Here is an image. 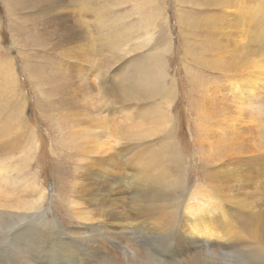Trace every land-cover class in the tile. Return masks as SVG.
<instances>
[{"label":"rangeland","instance_id":"obj_1","mask_svg":"<svg viewBox=\"0 0 264 264\" xmlns=\"http://www.w3.org/2000/svg\"><path fill=\"white\" fill-rule=\"evenodd\" d=\"M218 1L0 0V264H264V78L230 84L264 56V0ZM243 26L234 62L225 38ZM161 51L154 96L123 97L133 63ZM105 123L107 169L76 138ZM202 191L217 216L187 236L208 223L189 208Z\"/></svg>","mask_w":264,"mask_h":264},{"label":"bare ground","instance_id":"obj_2","mask_svg":"<svg viewBox=\"0 0 264 264\" xmlns=\"http://www.w3.org/2000/svg\"><path fill=\"white\" fill-rule=\"evenodd\" d=\"M230 1H232V3L234 2L233 0H230ZM217 4L218 5H222V0H219L217 2ZM233 7H234V5H233ZM156 14H157V11H156ZM232 14H234V13H232ZM235 15L236 14H234V16ZM248 15H250V14H248ZM251 16H253V15L251 14ZM240 17L241 16L238 14V16L236 18H234V21L237 23V20H239ZM158 18L159 17H157L156 20H159ZM154 22H155V20H154ZM223 25H225L226 28H227L228 25H229V23L226 21L225 23H223ZM248 30L249 29L246 26H243L242 28L239 27V29L236 31V33L234 32V33L230 34L229 36H227L225 38L226 41H227V39H229L228 40L229 44L227 46L225 45L226 47L223 50L232 57V59H233L234 62H236V59H237L236 56L234 55V53L236 52V50H238V49L241 50V48L245 44L248 45V42H247L246 38H244L246 36V34L248 33ZM237 34H238V38L236 36ZM236 39H239L238 43L237 44H233V43H235L233 41H235ZM31 40H33V39H31ZM78 41H80V39ZM217 45H219V44H217ZM162 51L161 52H156L154 54V58L153 59H151V58H146L147 60L146 59H140L139 61L137 60V61H135L133 63V67L131 69V80H132V83H130L129 80H127L129 84H127L126 82H123L121 84L120 94L123 97H125L127 99H131V100H136V99H138V98L141 97L140 100H139L141 102V101L145 100L148 96H154V94H155L154 93L155 92V82L153 80L154 79V76H153L152 71L155 72L156 74H158L159 76L164 73V66H165L164 62L165 61H164V54H163L164 52H162ZM243 59H244V62L245 63H243L244 66L242 67L241 70H243L246 67L251 68V70L241 71L240 74H236V76L234 75L232 78H230V81H231L230 84H232V88L233 89H236V91L238 93H241V92H250V93H252L253 92V89L248 90L247 88L249 87L248 84H251V85L255 86L256 83H257V81L261 79V77L257 75V70H260L259 72L263 75V78H264V56H261V55H252L251 54V57L247 58L245 56ZM151 61H153V63H152V66L150 67L148 65V63L151 62ZM237 64H240V63H237ZM223 65L224 64H222V62L220 61V66H223ZM248 71H251V73H248ZM165 72H166V69H165ZM244 75H250V77H248V78L246 77L245 78ZM169 101H170L169 99H166L165 100V107H167ZM252 107L253 106H251V109H253V108L258 109L257 106H255L253 108ZM240 110H241V108L239 107L237 112L239 113L238 116L240 117V119H242L241 118ZM147 120H148L149 123L159 124L160 122H162V123L165 122V117L161 113V111L155 110L152 114H149L147 116ZM166 121H167V119H166ZM105 125H106L105 126V129L103 131L99 132V133H96V131H94V130H89L88 129L86 131L83 128H80V129L77 130V133H78L79 136H76V138L78 140V144L80 145V154L82 156H87V157H90L92 155L94 157V159H96V164L99 165L100 168H103V169H107V167L109 166V163L114 161V159H112V160L111 159H108V157H109L110 154H106V153L109 150H111V149L113 150L114 149V145L118 142V136H119L116 132H114V129H112V127H111V129H107V127H110L109 124H106L105 123ZM0 172H1V170H0ZM28 184L31 186V189L37 195L36 199L33 200V201H35V204H39L41 202V197L44 195V189L39 188L36 185H34L33 184V181H30ZM247 193L248 192H246L245 194H247ZM197 194H198L197 195L198 198H200L201 203L200 204H192V205H189V208L190 209H192L193 207L198 208L199 212L204 213V215H205L208 223H207V225H201L195 219H192L194 221V223L190 227L191 230L188 232L187 236H189L191 234H197L198 236H201V235L205 234V230H207L209 226L210 227L213 226V223L211 224L210 219L214 215L216 217L217 216L216 213L218 212V208L217 207H215L213 205H210L212 203H217L219 201L218 199L215 198V196L212 195L211 192L206 193V192L202 191V192H198ZM251 194H252V196H255V197H262V196H264V187H262V188H254L251 191ZM219 195H221V194H219ZM221 197H222V199L223 198L225 199V196H221ZM245 197L247 198L248 197V194L247 195H244V198ZM204 204H209L206 209L203 206ZM30 208H32V207L30 206ZM26 209H28V207ZM207 209H209V210L207 211ZM192 212L194 214L195 211L192 209ZM225 221H227V220H225ZM171 237H172V235L170 236V238ZM34 239H36V237H34ZM174 239H177V240H180V241H184V240L187 239V237H181V238H179V237L176 236V238H174ZM30 244H31V242H30ZM258 253H259V250H253V254L254 255H256ZM147 260H148V258L146 259L144 257L143 264L146 263Z\"/></svg>","mask_w":264,"mask_h":264}]
</instances>
